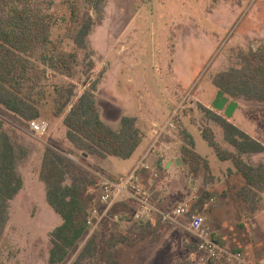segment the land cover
<instances>
[{
    "label": "rangeland",
    "instance_id": "374dc122",
    "mask_svg": "<svg viewBox=\"0 0 264 264\" xmlns=\"http://www.w3.org/2000/svg\"><path fill=\"white\" fill-rule=\"evenodd\" d=\"M45 1L44 6L60 20L53 29V44L45 50L40 48L32 58L34 65L28 87L33 93L41 89L45 91L38 120L49 124L48 131L44 135L34 133L30 122L0 104V127L14 134L30 149L28 158L21 165L24 187L10 203V220L0 242V264H50L51 233L62 223V218L47 202L46 187L40 179L42 158L48 146L64 152L81 169L88 171L91 178L97 180L99 176L87 161L71 156V151L63 144L67 141V128L53 114L56 88L73 85L74 103L97 81V109L108 125L119 130L120 121L117 119L120 113L137 116L151 110L148 101L152 95L164 102L172 97L168 91L174 86L187 92L194 76L197 78L191 92L193 97L189 100L190 105L194 104V116L184 118V125H188L193 135L196 151L210 161L212 171L221 179L214 189L213 210L193 209L207 215L212 232L229 250H243L251 262L264 261V196L257 213L241 210L243 200L225 179L226 168L232 163L220 161L199 131L208 123L200 101L209 103L215 94L217 96L212 75L218 72L207 66L203 71L208 74L206 77L201 75L205 77L201 83L197 82L200 75L194 74V62L204 67L219 55L230 54L226 59L227 68L237 65V56L241 53L238 48L247 46L245 34L254 30L253 21L264 12V0H196L197 22L191 14L192 0H93L86 7L94 20L88 49L81 52L73 77L57 73L49 65L56 53L55 47L63 50L74 47L66 37L67 23L61 20V17L69 18L68 7L63 0ZM248 49L251 46L244 51ZM87 54L93 55L88 59ZM90 59L93 66L89 64ZM167 69L171 71L165 73ZM186 92L178 96L177 104ZM112 97L116 103L112 102ZM210 108L217 111L211 105ZM251 116L260 118L259 123L264 125V103L244 100L232 119L250 128L256 139L263 143L264 129ZM189 121L198 128L192 127ZM217 140H223L221 129L217 132ZM218 164L224 168L217 170ZM98 166L109 177L124 174L131 167L125 160L114 156L106 160L99 158ZM76 173L75 170L69 173L68 182ZM210 182L212 180H208V184ZM225 187L228 196L222 193ZM116 205L109 210L111 218L96 228H88L62 264H73L90 241H95L97 252L95 256L83 259L81 264H203L191 259L194 250L190 246L197 240L186 228L188 216L178 226L163 225L158 219L148 224L137 223L132 218V206ZM229 206L233 207L230 211ZM98 207L103 210L104 205L98 204ZM115 214L119 215V222L112 221Z\"/></svg>",
    "mask_w": 264,
    "mask_h": 264
},
{
    "label": "trees",
    "instance_id": "16d2710c",
    "mask_svg": "<svg viewBox=\"0 0 264 264\" xmlns=\"http://www.w3.org/2000/svg\"><path fill=\"white\" fill-rule=\"evenodd\" d=\"M92 1L63 0L70 15L68 19L61 17V20L67 23L66 37L73 42L74 47L71 50L55 47L56 53L49 65L57 73L73 77L81 52L88 49L94 20L86 7ZM45 2L0 0V104L27 122L41 117L45 98L42 89L33 93L28 87L34 65L32 58L40 48L45 50L53 44V29L60 20L44 6ZM92 55L87 54L86 58ZM89 64H94L91 59ZM213 82L231 100L264 102V45L256 51L251 48L239 53L237 65L215 74ZM97 84V81L92 83L91 89L74 103L73 85L56 88L53 114L56 118L63 117L66 136L77 150L102 159L109 156L130 159L144 138L138 118L123 115L119 130H114L97 109ZM200 108L209 120L222 127L225 140L234 150L223 147L210 126H202L203 138L220 161L232 162L233 169L230 168L229 172L238 173L246 180V186L239 191L238 196L252 214L257 213L264 194V163L250 165L243 155L264 153V144L213 109L204 105ZM182 134L185 142L181 148L182 161L195 176L203 171L205 183L208 184V180H213L209 161L195 150L191 135L185 131ZM29 153L30 149L14 134L0 127V242L10 220V203L24 187L21 165ZM74 170L76 176L68 182V175ZM40 179L46 187L47 202L62 218V223L51 233L49 263L62 264L86 233L92 202L87 190L95 185L96 179L91 178L88 171L81 169L64 152L51 146L44 152ZM213 199V192L207 188L192 203V208L211 212ZM197 247L196 243L190 249L197 250ZM96 252L95 241H90L73 264H81L83 259L95 256Z\"/></svg>",
    "mask_w": 264,
    "mask_h": 264
},
{
    "label": "crops",
    "instance_id": "0c3cea01",
    "mask_svg": "<svg viewBox=\"0 0 264 264\" xmlns=\"http://www.w3.org/2000/svg\"><path fill=\"white\" fill-rule=\"evenodd\" d=\"M186 2H188V1L186 0ZM191 3H192V7H191L192 12H191V14L193 15L192 18L194 19L195 22H197L198 21L197 17L199 15L198 4H197L196 0H192ZM210 3L211 2L209 1V3H207V5L209 6ZM205 5L203 6V8L205 7ZM260 18H258L257 21H255V20L253 21L254 30L259 31V32L256 33V32H254L253 29H251L245 34V40H246V42H248L246 47L251 46V48L253 47L252 49L254 51H256L255 44H258V48L260 46L264 45V12L260 13ZM259 20H261V21L258 22ZM218 28H219V26H218ZM217 32H220L221 34L223 33V31L221 29H217ZM217 35H218V33H217ZM253 38H255L254 41H252ZM249 41H251V42H249ZM218 42H219V40L217 41V43ZM246 47L238 48V50L241 51V52H244ZM229 55H227V56L219 55V56H217L214 59L213 62H208L204 67H202L200 65V63H197V62L195 63L194 62V64H195L194 67L196 68V70H195V72L192 70L191 74L194 72L195 75H200L198 77V79H197V82L201 83V80L203 78H205L207 76V74H208V72H204L203 71L204 69H206L207 66L210 69L211 68L212 69L213 68L216 69L217 72L223 71V70H227L228 68L226 67L227 66L226 59L228 58ZM170 71L171 70L167 69L165 71V73L166 72L169 73ZM203 72H204V74H202ZM201 75H204V76L206 75V76L202 77ZM214 76L215 75L213 74L212 75V81H213ZM196 78H197V76H194V78H192V83H190V89L194 86V81L196 80ZM164 80H165V78H163L162 81H164ZM200 89H201V86H200ZM218 91L219 90L217 88V92ZM168 92L171 93L172 97L170 99H168L167 101H164V102H163V100L159 99L156 95H152L151 94L152 97L148 101V105L152 109L151 110L150 109L146 110L145 112L141 113L140 115L135 116V117L138 118V125H139V127L141 128V130L144 133V138H143V141H142L141 145L138 147V149L133 154V156L130 159L125 160V162H127V163H129L131 165L130 169L128 171H126L124 174H120L118 176L129 174L130 172H132L135 169V167H137L139 165V162L144 157V155L147 154V152L150 149V146L152 145V143L154 141V135H155L156 129H158L159 126L167 119V117L170 114L171 110L177 104L178 96L183 94L186 91L181 90L179 88V86H174ZM79 97H77L76 100H78ZM215 98H216V94L213 96V98L210 99L211 101L209 103H205L203 100L200 101V102L202 103V105L210 108V105L212 106V103H213ZM192 100H191V102H192ZM244 100H246V99H235V101L238 102L239 106H238V108L236 109V111L234 112V114H233V116L231 118H227L225 116V114H223L220 111H216V112H218L219 114L223 115L230 122H232L237 127H239L244 132H246L248 135H250L251 137L256 139V136L250 131V128H248L247 126H245L242 123L235 122L232 119L236 115L237 111L241 108V105L244 102ZM97 101L98 100H97V96H96V106H97ZM112 102H114V103L117 102L114 97H112ZM258 102L261 103L260 101H258ZM262 103H264V102H262ZM191 104H192V106H194L193 103H191ZM200 107H201V105H200ZM248 109L249 108H247V112H248ZM101 115H102V113H101ZM122 116L123 115H121V113H120L119 114V118L117 119V121H120ZM102 117H103V115H102ZM252 118L255 121H257V123L259 124V126L261 128L264 129V127L259 123L260 122V118H254V117H252ZM56 119H58L61 122V124H63V117L62 118H56ZM185 119H188V118H185ZM189 122H190L192 127L198 128L196 124H193L191 121H189ZM64 126L65 125L63 124V127ZM205 126H210V127H212L214 129V131L216 133V139H217V132H218L219 129L222 130V127L219 124H217V123H215V122H213L212 120H209V119H208V123ZM199 131L201 132V135H202V127L199 128ZM185 132L188 133L189 135H191V137L193 138V135L191 134V132H190V130L188 128V125L185 126ZM65 133H67V130H65ZM222 134H223V130H222ZM66 138H67V136H66ZM66 140L67 141H63V144H64V146L66 148H68L71 151V153H70L71 156L73 155L77 160H78V157H79L80 160L87 161L90 165H92L93 168L96 169V172L98 174L107 175V174H105L104 172H102L99 169L100 167L98 166V159L100 157H98L96 155H90L88 153H87L88 156H85V155H83V152L77 150L70 143L68 138ZM258 141H261V140H258ZM184 143L185 142H184L183 134L174 133V134L168 135V136H166L164 138V140H162L160 143H158V146H157L156 150L152 154L150 153V155L147 157V162L153 169L154 168H158L162 175H167L168 178H169V184H170V189L169 190H166L161 183H157V185L152 186L151 190H150L151 191V197H152L153 201L155 203H157L163 209H171V208H173L175 206V204H177V202L180 203V202H182V201H184L186 199H190L191 202L194 203V201L207 188L210 191L213 192L214 196L216 195L215 194L216 191H214V189H215L217 181H219L221 179L219 177V174L217 175V173L215 174L212 171L211 164H210L213 180L209 184L205 183L204 172L201 171L202 174L200 172L196 176L193 175L189 171V167L186 164H184V162L182 161L181 148H182ZM219 143L223 147H225L227 149L234 150V148L225 140L224 134H223V140L221 142H219ZM195 150H196V145H195ZM263 155H264V153H248V154H244L243 158L248 164L256 166L258 164L264 163V160H263L264 156ZM109 157H111V156H109ZM107 158H105L103 160H106ZM178 159H180L179 163L177 162ZM222 162H227V161H222ZM209 163H210V161H209ZM222 168H224V167L221 164H218L217 170L218 169L222 170ZM230 168L233 169V165L229 166L228 168H226L225 179L227 180V184L229 186H231L230 188L233 191H236V193L238 194L239 191L246 186V180L238 173L229 172ZM141 176H142L143 183L145 185H147L149 177H150V173L148 171L142 170L141 171ZM222 182H224V181L222 180ZM225 190H227L226 187L222 191V193L224 195L228 196V193ZM263 196H264V194H263ZM121 203L125 204L126 206H128V205L132 206L134 208V211L137 209V204L135 202L131 201V200L123 199L121 201H118L116 204H121ZM116 204L114 205L113 208L117 207ZM260 207H261V203H260ZM232 208L233 207L229 206V211ZM235 210H236V208H235ZM241 210H243L245 213H247L248 210H249L244 202H243ZM236 211H238V209ZM245 213L242 212L243 215H245ZM115 215L119 216L118 214H115ZM155 220L156 219L154 217H147L145 224L146 223L148 224V223L153 222ZM241 251H243V250H241Z\"/></svg>",
    "mask_w": 264,
    "mask_h": 264
},
{
    "label": "built area",
    "instance_id": "2783aa9c",
    "mask_svg": "<svg viewBox=\"0 0 264 264\" xmlns=\"http://www.w3.org/2000/svg\"><path fill=\"white\" fill-rule=\"evenodd\" d=\"M194 87L182 96L180 102L174 106L167 119L155 131L154 141L149 151L141 159L139 165L127 175L109 177L99 174L93 187L87 190L92 202L89 209L87 229L96 228L101 222L111 218L110 208L123 199H128L137 204L132 218L134 222L145 223L147 217L158 219L163 225L177 226L184 217H189L187 230L197 240V250L192 251L191 259L203 264H264V261L251 262L246 259L243 251H231L221 244L207 222V215L192 208L190 199H186L171 209H163L151 197V187L161 183L166 190L170 189L169 178L162 175L158 168H152L147 157L152 154L157 146L168 135L185 130L184 118L192 119L194 111L189 104ZM34 133L44 135L49 124L45 121L33 120L30 122ZM150 173L148 186L142 181L141 171ZM98 204L104 205L100 210ZM112 221L119 222V216L112 215Z\"/></svg>",
    "mask_w": 264,
    "mask_h": 264
},
{
    "label": "water",
    "instance_id": "95a60500",
    "mask_svg": "<svg viewBox=\"0 0 264 264\" xmlns=\"http://www.w3.org/2000/svg\"><path fill=\"white\" fill-rule=\"evenodd\" d=\"M212 106L215 110L224 112L227 118H231L238 108L239 104L235 100H231L222 90H219L216 98L214 99ZM83 155L88 156L87 153H83ZM178 159V163H179Z\"/></svg>",
    "mask_w": 264,
    "mask_h": 264
}]
</instances>
